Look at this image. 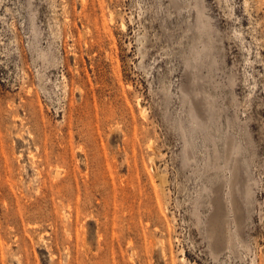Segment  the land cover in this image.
Here are the masks:
<instances>
[{
    "label": "rangeland",
    "instance_id": "374dc122",
    "mask_svg": "<svg viewBox=\"0 0 264 264\" xmlns=\"http://www.w3.org/2000/svg\"><path fill=\"white\" fill-rule=\"evenodd\" d=\"M0 264H264V0H0Z\"/></svg>",
    "mask_w": 264,
    "mask_h": 264
},
{
    "label": "bare ground",
    "instance_id": "6f19581e",
    "mask_svg": "<svg viewBox=\"0 0 264 264\" xmlns=\"http://www.w3.org/2000/svg\"><path fill=\"white\" fill-rule=\"evenodd\" d=\"M163 189V188H162Z\"/></svg>",
    "mask_w": 264,
    "mask_h": 264
}]
</instances>
